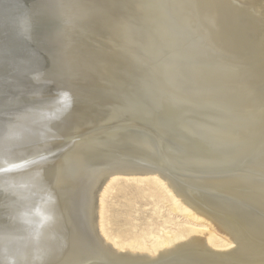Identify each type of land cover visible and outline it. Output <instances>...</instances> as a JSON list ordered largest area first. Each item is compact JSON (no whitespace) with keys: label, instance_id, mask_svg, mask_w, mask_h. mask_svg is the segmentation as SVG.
Segmentation results:
<instances>
[{"label":"bare ground","instance_id":"1","mask_svg":"<svg viewBox=\"0 0 264 264\" xmlns=\"http://www.w3.org/2000/svg\"><path fill=\"white\" fill-rule=\"evenodd\" d=\"M47 6L53 48L25 32L22 0H0V264H264V0ZM125 39L119 67L103 46ZM194 89L208 108L176 94ZM133 184L161 219L138 230L109 201Z\"/></svg>","mask_w":264,"mask_h":264},{"label":"rangeland","instance_id":"2","mask_svg":"<svg viewBox=\"0 0 264 264\" xmlns=\"http://www.w3.org/2000/svg\"><path fill=\"white\" fill-rule=\"evenodd\" d=\"M89 12V9H86V12L84 13V14H86V13H88ZM89 14V13H88ZM50 19V20H49ZM46 22H49V25H48V28H47V34H46V36L47 37H57V34H56V32H55V28H54V26L55 25H57V20H56V17H54V15L52 16L51 14H50V18H48L47 20H46ZM84 22L86 23V24H88L89 26L92 24V20L90 19V20H87V14L85 15V18H84ZM100 30H102V28L100 29ZM103 31V30H102ZM111 35V36H110ZM110 37H113V34L112 33H110ZM115 39V40H114ZM113 40L114 41H117V38H113ZM118 40H120V39H118ZM59 42V44H61V42H60V40L58 41ZM108 42V41H107ZM109 44H106L105 43V45L106 46H103V49H107V51H115V52H113L114 54H117V55H119L118 56V61H117V63H118V66L119 67H123L124 65H127L126 63H127V59H128V61H129V59L131 60V56H130V53L131 52H129L128 51V43H127V41H126V39L125 40H121V41H119V49L118 48H116L115 49V46H112L110 43L111 42H108ZM122 43V44H121ZM117 44V45H118ZM57 45V44H56ZM57 47V46H56ZM114 48V49H113ZM118 49V50H117ZM55 51H57V50H55ZM57 52H59V51H57ZM168 54H169V52H168ZM56 57L58 58V56L56 55ZM72 57V56H71ZM70 56H68L67 57V59L69 60L70 58H71ZM121 57V58H120ZM165 57H168V56H166V55H164V57L162 56L161 58H159V61L160 62H162L161 60H164V58ZM65 58V57H64ZM147 59H148V65L149 66H152V63H150V61H151V59L152 58H150L149 56L147 57ZM63 62V60L62 59H57V65L59 66V63L60 62ZM66 61V60H65ZM70 61H71V59H70ZM70 61H69V63L66 65V66H68V65H70ZM67 63V62H66ZM133 65H134V67H137L138 68V70H139V65H138V61H134V63H132ZM131 66V65H130ZM124 67H126V66H124ZM147 69V68H146ZM149 69V68H148ZM82 71V70H81ZM183 70H180L179 71V73H181L180 75H182V76H184L183 75V73H184V71L182 72ZM72 73H73V70H72V67H69V68H66V71H65V74H66V77L68 78L67 80H66V83L67 84H71V83H75V81H69L70 80V78H72ZM63 75V72H62V69L57 73V76L59 77V76H62ZM69 76V77H68ZM79 79H82V82H83V84H84V82H86L85 81V78H79ZM73 80V79H72ZM99 81H101V80H97L96 79V84L97 85H99L100 87H102V85H104L103 84V82L101 83V82H99ZM134 87L136 88V89H138V88H140V80L139 81H137V83L136 84H134ZM173 89V88H172ZM169 89L170 91H166V92H177V90L176 89ZM168 90V89H167ZM192 91V92H191ZM197 91V92H196ZM199 91V89H194V91L193 90H190V93H186V94H183V95H181L182 94V92H181V94H179V91H178V93H176L178 96H180V98H181V96H184L185 97V99H186V102H188L189 103V101L191 100V105H193V106H195L196 105V107H200V108H208V106H210L211 105V103H212V99L211 98H213L214 96H210L209 94H208V92H204V93H202V92H198ZM174 92V93H175ZM194 92V93H193ZM193 93V94H192ZM199 93L201 94V96H199ZM207 95L206 97L204 96V97H202V95ZM188 96V98H186L187 96ZM190 95H193L192 96V98H191V96ZM199 97H198V96ZM196 98H195V97ZM208 96H210V97H208ZM201 97H202V99H201ZM103 98H107L106 96H103ZM199 98V100H197ZM205 98V99H204ZM210 98V99H209ZM182 99H183V97H182ZM188 99V100H187ZM194 99H196V100H194ZM204 99V100H203ZM209 101H208V100ZM214 99V98H213ZM194 100V101H193ZM194 103H193V102ZM200 102V105H199V103L198 102ZM204 101V102H203ZM196 102V103H195ZM207 102H209V104L207 103ZM193 103V104H192ZM206 103V104H205ZM190 104V103H189ZM204 104V105H203ZM202 105H203V107H202ZM206 106V107H205ZM168 120V119H167ZM180 121H182L183 122V119H180L179 120V122ZM64 129V128H63ZM62 138H64V137H62ZM65 139H66V137H65ZM64 139V140H65ZM165 144H166V148H164L165 149V151L166 150H168L169 148H171V149H175V148H177V146H179V144H181V142L179 141V142H177V140L176 141H172V140H170V139H167V138H165ZM174 144V145H173ZM173 145V146H172ZM158 148H160V145L158 146ZM160 152L161 153H163V151H162V149L160 148ZM163 155H164V153H163ZM162 166H166L165 167V171H167L166 173L168 174V171H169V174H171L172 173V177L175 179V180H179V181H181L182 183H184V184H188V180L190 181V179L191 178H189V176H190V174H185V173H181V171L180 172H178V171H175L174 173H173V171H171V168H170V166H168L167 164H164V163H162ZM168 168V169H167ZM188 175V176H187ZM183 176H184V178H183ZM123 180V179H122ZM122 182H124V181H122ZM136 187L137 186H135L134 184L130 187V188H128V190H126V191H120L119 190V187H117V188H115V190L112 192V194L110 195V197H109V201L114 205L113 207H112V210L116 213V214H119L120 215V219H121V221H123V223L125 222L124 220H125V217H123V215L125 214V213H127V211H129L130 212V217L128 218L129 220H131V221H133V223L135 222V224L136 225H138V228H137V230L138 229H141L142 227H144L146 224H147V220H150L151 218H155V220L157 221V222H159L161 219L160 218H158L156 215H154V207H153V202H152V200L151 199H147V198H136L135 197V195H137L138 194V192H139V190H136ZM135 189V190H134ZM134 191V192H133ZM131 192H133L134 194H132ZM128 199H130V200H133V206L134 207H132V208H129V206H127V204H128V202H129V200ZM143 199L144 200H146L147 202H143ZM142 200V201H141ZM149 201H150V203H149ZM146 203H148L149 205H144V204ZM136 204V205H135ZM138 205V206H137ZM136 206V207H135ZM141 206V207H140ZM138 207H139V210L137 211V209H138ZM166 208L167 207H165V209H163V210H166ZM152 209V210H151ZM168 209V208H167ZM167 211V210H166ZM166 211H162V214H164V213H166ZM123 214V215H122ZM148 214H150L149 216H148ZM167 214V213H166ZM148 216V217H147ZM132 217V218H131ZM147 219H146V218ZM150 217V218H149ZM131 218V219H130ZM135 220H134V219ZM144 218V219H143ZM149 218V219H148ZM157 218V219H156ZM124 219V220H123ZM179 219H182L181 217L179 218ZM140 220V221H139ZM146 223V224H144V223ZM122 223V224H123ZM141 223H143V224H141ZM141 224V225H140ZM120 225V224H119ZM139 227H141V228H139ZM172 227H174V226H172Z\"/></svg>","mask_w":264,"mask_h":264},{"label":"water","instance_id":"3","mask_svg":"<svg viewBox=\"0 0 264 264\" xmlns=\"http://www.w3.org/2000/svg\"><path fill=\"white\" fill-rule=\"evenodd\" d=\"M49 3H48V6H50ZM22 5L26 8L25 19L23 21L25 32L27 33L28 26L30 25V30H29L30 36L35 37V35L37 34V37H39V36L43 37L42 34L46 35L47 34V28L49 25V22H46V20L48 18H50V14H51L50 10L48 9L49 7L47 6V0H22ZM29 15L32 17V21H31ZM17 30L19 31V27H18V29H16V31ZM56 38L57 37H48L47 38V40L51 43L52 48L54 47L53 41H56L57 40ZM18 45H20V47L15 48V54H16L15 58L17 60L20 59V61H18L19 64H20L22 58L24 59V63H26L27 59L24 56V51L27 49V47H25V44L23 45L22 42L20 44L18 43ZM53 50L55 52V49H53ZM56 65H57V62H56ZM25 66H27V63ZM24 68H26V67H24ZM0 80L5 85H7V83H9L7 76L6 77L3 76ZM1 98H2V96H1V92H0V99ZM0 108H2L1 104H0ZM0 112H1V109H0ZM0 123H1L0 124L1 129L4 128V130H7V131H10L9 129L12 130V128L9 127L8 119H7L6 123L3 121H0Z\"/></svg>","mask_w":264,"mask_h":264},{"label":"snow or ice","instance_id":"4","mask_svg":"<svg viewBox=\"0 0 264 264\" xmlns=\"http://www.w3.org/2000/svg\"><path fill=\"white\" fill-rule=\"evenodd\" d=\"M63 103L66 105V106H70L71 104V97L70 95L68 94H65V98H64V101ZM11 169H6V168H3V167H0V173L4 172V171H10ZM0 190H2V186H0Z\"/></svg>","mask_w":264,"mask_h":264}]
</instances>
